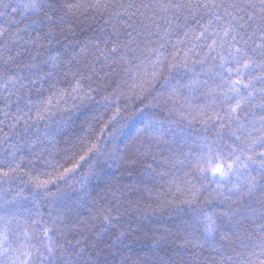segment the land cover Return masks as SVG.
<instances>
[{
	"label": "trees",
	"instance_id": "obj_1",
	"mask_svg": "<svg viewBox=\"0 0 264 264\" xmlns=\"http://www.w3.org/2000/svg\"><path fill=\"white\" fill-rule=\"evenodd\" d=\"M101 3L112 6L81 9L77 14L65 8V0L0 3V27L8 29L0 43H6V55L19 53L10 68L26 79L48 74L46 81L22 89L18 102L13 95L14 103L7 109L0 92V141L4 133H11L8 141L0 142V164L13 158L9 153L15 145L22 169L0 179V217L11 220L2 245L7 251L0 260L3 264H257L264 259V249L256 247L264 238V201L257 194L233 211L225 198L236 191L235 184L244 185L250 175H258L256 166L245 169L238 164L225 176L196 171L230 162L227 148L216 158L208 152L209 145L215 152L220 143L211 124L201 123L206 116L199 110L210 99L196 93L188 107L181 97L166 96L172 86L186 83L192 75L215 76L217 82L216 73L227 75L219 67L208 72L220 63L219 45L210 49L211 38L193 39L192 33L188 37L179 33L178 40L177 33L168 29L170 39L152 37L156 42L152 47L167 41L163 57L150 51L142 56L130 53V60L139 56L130 64L101 57L93 74L91 66L85 67L96 54L92 41H103L114 26L123 28L114 15L121 0ZM161 24L163 37L166 25ZM84 46L93 55L80 54ZM52 56L59 61L55 68ZM172 64L176 67L170 69ZM74 73L92 75V80L81 81L83 91L72 90L79 78ZM90 87L96 91L85 98ZM214 112L208 109L207 115ZM13 113L23 119L9 128ZM37 113L44 119L38 120ZM81 137L104 146L93 170L88 172L85 164L57 180L82 154ZM34 177L53 181L51 196L35 187ZM208 213L215 221L211 233L204 231ZM37 214L45 227H52L56 219L51 241L34 227ZM3 225L0 221V230ZM24 229L30 236L23 235ZM25 251L32 255H24Z\"/></svg>",
	"mask_w": 264,
	"mask_h": 264
},
{
	"label": "snow or ice",
	"instance_id": "obj_2",
	"mask_svg": "<svg viewBox=\"0 0 264 264\" xmlns=\"http://www.w3.org/2000/svg\"><path fill=\"white\" fill-rule=\"evenodd\" d=\"M0 3H3V0H0ZM4 6L6 7V5ZM111 6L101 3V0L87 4L82 3L81 0H65V8L69 12L77 14L81 12V9L84 12L89 9L99 11ZM115 7L120 9L114 15L123 28L121 30L114 26L113 32L103 41H92L91 47L96 54L85 67L91 66V72L95 74V64L100 61L101 57L105 61L111 59L114 63L130 64L132 60L139 58L137 55H132L131 60L128 59L130 53L139 52L142 56L145 51H150L161 58L167 41L152 47L156 43L152 37L155 36L157 41L164 37L170 39L172 32H169L168 29L177 33L178 40L179 33H183L185 37L192 33V38L197 40L211 38L212 44L209 45V48L212 49L219 45L220 63L218 66L209 67L208 72H212L213 67H219L225 69L227 75L225 72L216 73V76H219V82L215 76L202 79L198 74L192 75L186 83L172 86L171 92L166 96L181 97L188 107H190L187 103L189 98L196 93H199L203 99H210V103L205 104L199 110L206 116V119L201 123L211 124L220 143L216 145L215 152L209 145L208 152L212 154L213 158H216L223 156L222 149L227 148V157L230 162L227 163V166L224 163H218L210 168H198L196 171L201 174L211 171L213 175L225 176L232 172L238 164L245 169L249 167V164L255 165L258 175H250L244 185L235 184L233 187L236 191L225 198L230 202L233 211H237L249 198L257 194L264 201V0H148V2L121 0V3ZM0 15L3 13L0 12ZM161 21L163 25H166L163 29V37L160 35ZM7 34V27H0V39ZM101 43L104 45L103 48L100 47ZM109 44L112 45L111 48L108 47ZM6 51V43H0V92L4 93L5 109L14 103L13 95L17 97L15 102H18L22 89L29 88L30 90V87L36 85L38 81H46L48 76L46 73L36 79H26L19 75V70L13 71L10 68L16 64L19 53L6 55ZM80 54L93 55L88 46L82 47ZM116 56L120 57L119 61L115 60ZM50 60L53 68L59 63L56 56L50 57ZM199 63L203 65L204 62ZM184 66L186 67V65ZM25 67L32 68L34 66L25 65ZM169 67L170 69L175 68L176 65L172 64ZM73 77H79L72 89L74 92L83 91L82 80H92V75L85 76L81 73H74ZM94 91L96 89L88 88L85 98ZM28 103H32V101H28ZM164 104L168 105L167 99L164 100ZM208 109H215V112L208 116ZM221 112L223 115L220 114ZM17 113H22V110L17 108ZM4 115L7 119L8 112H5ZM37 118L42 120L44 116L37 113ZM22 119V115L18 116L13 113L9 128H14ZM25 125H27L26 122ZM104 127L107 128L108 125ZM103 131L102 128L101 133ZM10 135L11 133H4V140L0 142L8 141ZM11 147L12 152L9 155L13 158L0 164V179L22 171L15 158L18 149L15 145ZM73 147L75 148L77 145L74 144ZM103 147L98 140H86L81 137L79 151L82 154L78 155L71 167L64 168L56 179H64L68 174L75 173L85 164L89 166L88 172H91L95 158L101 154ZM75 155L76 153H73V156ZM242 161H246V163H241ZM33 181L35 187L42 189L45 196L52 195L49 191V185L53 183L52 180H40L39 177H34ZM217 187L219 188V185ZM201 188L205 189V185L201 184ZM233 196L236 198L233 199ZM195 198L196 193L193 192V199ZM206 204L210 206V201H206ZM104 219L107 220L108 217L105 216ZM205 220L207 223L204 231L211 233L215 224L212 213H208ZM0 221L4 222L3 228L0 230V256H3L7 249H3L2 245L8 239L7 225L11 220H4L0 217ZM44 224V220L37 214V219L33 221L34 227L40 230L44 238L51 241L50 233L57 230L56 219L52 220V227H45ZM23 235L28 237L30 233L24 229ZM256 247L264 249V238L257 242ZM24 255L31 256L32 253L25 251ZM0 264H3L2 260H0ZM257 264H264V259L259 260Z\"/></svg>",
	"mask_w": 264,
	"mask_h": 264
}]
</instances>
